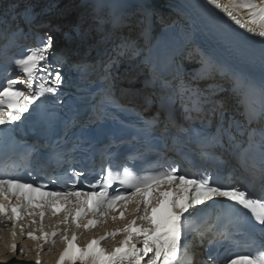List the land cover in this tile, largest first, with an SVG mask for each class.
Masks as SVG:
<instances>
[{"label": "snow or ice", "instance_id": "snow-or-ice-1", "mask_svg": "<svg viewBox=\"0 0 264 264\" xmlns=\"http://www.w3.org/2000/svg\"><path fill=\"white\" fill-rule=\"evenodd\" d=\"M208 3L220 9L240 27L245 25L231 9L247 10L250 23L259 25L260 28L258 32L253 29H248V31L264 37V4L258 6L249 2V0H232L231 8H229L222 6L217 0H208ZM108 6L110 5L102 3L101 0H97L95 4L97 8ZM96 19L100 23L105 22V18L102 16H98ZM111 23L118 26L122 23V20L120 17L114 16ZM52 43L53 38L51 35H42L35 47L26 49L20 57L15 58V69H18L27 78L28 87L32 86L39 73L47 72L51 79L46 81L48 86L41 85L40 90L33 91L31 94H25L24 91L16 87L18 84H23V80L6 78V84L0 82V126L11 125L16 121H20L25 113L30 114V109L35 110L32 106L36 105V102L45 93L53 96L58 95L62 75L59 71H56L55 74L49 71ZM111 63L106 67H110ZM105 79L107 80V76ZM208 103H212V101L206 98H197L193 107L198 111H202ZM215 104L217 109H222L223 105L220 101H216ZM97 115L99 116V114ZM249 123H251V120H249ZM208 128L209 132L205 135L201 147L215 149L216 146H223L226 141L228 143L235 142L237 134H244L243 127L236 121H229L227 124L222 120L217 122L214 132L210 131L212 124L209 122ZM249 136L248 148L244 149V146L241 145L244 151L241 167L247 170V158L253 144H255L259 151L260 183L264 186V131H261L258 142L254 140L251 133ZM203 155L209 159H217L215 151H205ZM226 167L224 162H220L215 167V174L207 169L201 173L191 174L184 171L178 163H172L167 167L159 166L149 170L143 175L136 174L135 170L127 165L122 166V171L120 167H117L115 174L113 168L109 167L105 170V175H102L95 184L89 185L91 191H49L43 192L39 199L34 197L32 193L44 188V185L34 187V181L21 183L19 178L16 177H0V196L7 199L10 194L16 197L18 201L23 200L22 203H17L11 207L14 219H21V210L30 207L52 209V214L56 215L57 206L63 203L67 207L63 219L58 223L67 224L71 218L76 227L81 226L77 221L87 216L89 211L93 216H105L114 211L117 201H123L120 213V218H123L127 205L135 203L134 211L139 215L130 220L123 229L106 233L98 239L91 240L85 248L78 249L76 253L73 252L74 241L76 240L75 234L72 235L71 239L67 235L62 236L67 246L60 254L57 264H65L66 260L71 264H76L77 260L81 261L82 264L85 261H90V264H142L145 258H147L146 264H188L189 252L183 241L187 238L190 229L186 227L185 221L193 217V222H195L194 214L198 211L196 206L205 205L208 201L215 203V198H224V200L231 202L226 210L235 214V235L245 237L250 244H255L258 241L261 247L258 255H252L251 253L237 254L236 259L232 260L231 264H237V261H245L246 264H264V192L257 196L252 191L255 180H244L246 186L243 188L237 184L224 182L223 176ZM74 174L78 177L81 175L80 172ZM116 182L122 185L123 188L115 189V194H113L109 189ZM165 183L170 186L168 191L161 190L162 185ZM98 185L100 187L97 191ZM153 185L155 186L153 187ZM24 189L28 191H22ZM71 196L76 197L74 207L73 202L66 199ZM149 196H151V199H149ZM169 197H171L170 200ZM165 202L170 205L171 212L163 221H158L156 213L160 205ZM236 206H239V209L247 210L251 217L240 213ZM0 214H7V208L2 203H0ZM29 214L35 215V213ZM39 215L43 218L44 211L41 210ZM112 219H117V217L113 216ZM137 220L145 223L138 226ZM253 220L256 223H253ZM96 223H99V221L89 219L83 226L89 228ZM66 231L67 229H65ZM120 231L125 236L120 241L119 247H115L108 253L97 247L101 240L106 239L109 235L115 236ZM191 231H196V229L192 228ZM57 234L56 231L45 234V242H48L51 237H55ZM133 234L140 239L142 247L130 243ZM199 235L202 236L203 233H199ZM29 236L32 239L37 238L32 236L31 233H29ZM225 239L231 241L233 239L232 234L227 235ZM182 248H184L183 256L181 255ZM13 249H15V245H13ZM214 259L209 254L208 260L214 261ZM37 264H39V261H37Z\"/></svg>", "mask_w": 264, "mask_h": 264}, {"label": "bare ground", "instance_id": "bare-ground-1", "mask_svg": "<svg viewBox=\"0 0 264 264\" xmlns=\"http://www.w3.org/2000/svg\"><path fill=\"white\" fill-rule=\"evenodd\" d=\"M67 2L69 1L62 0V3ZM217 2L231 8L232 0H217ZM249 2L258 6L264 4V0H249ZM147 3L153 8L159 6L164 9L163 12L155 9L153 13L158 22H169L171 12L181 21L186 20L191 29L190 44L196 46L201 52L218 51L229 56L234 67L241 68L252 64L264 70V37L248 31L253 29L258 32L260 28L259 25L250 23L247 10L231 9L245 25L240 27L220 9L209 4L208 0H147ZM50 5L51 3H47L45 6ZM25 235L29 233L20 231L14 236L9 232L0 231V264H37V261L39 264H54L56 262L59 241L43 246L40 251L38 240L26 238ZM111 244L112 242H109L102 246L105 253H108ZM76 264H82V262L77 260ZM84 264H90V261H85Z\"/></svg>", "mask_w": 264, "mask_h": 264}]
</instances>
